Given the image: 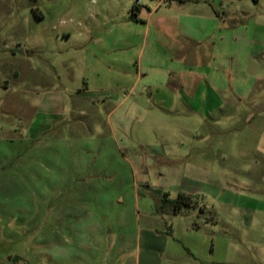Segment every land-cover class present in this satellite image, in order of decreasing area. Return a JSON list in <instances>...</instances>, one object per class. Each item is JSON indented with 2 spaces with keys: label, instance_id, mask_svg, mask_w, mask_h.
<instances>
[{
  "label": "rangeland",
  "instance_id": "obj_1",
  "mask_svg": "<svg viewBox=\"0 0 264 264\" xmlns=\"http://www.w3.org/2000/svg\"><path fill=\"white\" fill-rule=\"evenodd\" d=\"M0 162V264H264V0H0Z\"/></svg>",
  "mask_w": 264,
  "mask_h": 264
},
{
  "label": "trees",
  "instance_id": "obj_2",
  "mask_svg": "<svg viewBox=\"0 0 264 264\" xmlns=\"http://www.w3.org/2000/svg\"><path fill=\"white\" fill-rule=\"evenodd\" d=\"M178 1L184 2V1H187V0H178ZM193 1H198V0H193ZM137 11H138V8L136 6H133L132 9H131V13L133 15L132 19H134V20H137L135 18ZM134 14H135V16H134ZM162 201L167 206L174 205V213H178L181 210V207L183 205H188L189 204V198L184 193H179L176 200H169L168 195L164 194V196L162 198Z\"/></svg>",
  "mask_w": 264,
  "mask_h": 264
},
{
  "label": "crops",
  "instance_id": "obj_3",
  "mask_svg": "<svg viewBox=\"0 0 264 264\" xmlns=\"http://www.w3.org/2000/svg\"><path fill=\"white\" fill-rule=\"evenodd\" d=\"M42 124L44 125L43 127H39L38 128V130L41 132V130L42 129H45V133L47 132V130L50 128V126H49V122H46L45 121V119H43L42 120ZM48 125V126H47ZM51 131V130H50ZM39 134V133H38ZM40 134H42V133H40ZM38 135H35L34 137H37ZM31 138V137H30ZM39 138V139H38ZM37 139H38V145L37 146H39L38 148H39V150L41 151V150H43L44 149V145L46 146L47 144H48V142H46V140L45 139H41V140H43V142L40 144V138H41V136L40 137H38ZM35 140V139H34ZM37 141V140H36ZM67 155H69L68 153H67ZM15 159H16V156H15ZM15 159L13 160V161H15ZM67 162H69V158L67 159V161H66V163ZM1 164L2 163H6V162H0ZM7 164V163H6ZM67 167V168H66ZM65 168L67 169V170H71V167L69 166V164H66L65 165ZM47 198V197H46ZM46 203V202H45Z\"/></svg>",
  "mask_w": 264,
  "mask_h": 264
}]
</instances>
